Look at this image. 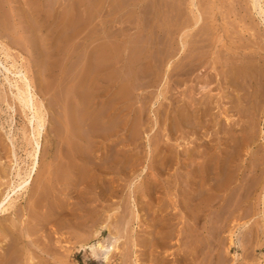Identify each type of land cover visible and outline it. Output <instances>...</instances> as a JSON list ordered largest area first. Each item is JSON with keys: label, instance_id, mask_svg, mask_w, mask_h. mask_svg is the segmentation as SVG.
Returning <instances> with one entry per match:
<instances>
[{"label": "rangeland", "instance_id": "obj_1", "mask_svg": "<svg viewBox=\"0 0 264 264\" xmlns=\"http://www.w3.org/2000/svg\"><path fill=\"white\" fill-rule=\"evenodd\" d=\"M138 1L107 0L101 6L100 0H0V41L10 47L11 59L26 73L46 118L31 182L22 193L9 194L14 200L0 214V264H264V198L260 199L264 192V15L253 7L254 0H195L193 11L201 16L199 24L209 30L206 35L193 31L188 39L209 51L217 62L212 72H220L221 63L228 60L249 65L253 74L241 80L244 114L236 112V96L220 78L213 80L211 114L204 118L202 96L197 95L203 74L195 71L197 76L191 74L181 85L175 75L177 47L186 29L179 27L191 20L188 0H141L139 5ZM260 2L264 8V0ZM141 57H147V64H137ZM2 72L7 75L0 64V198L18 181L16 170L23 173L30 165L32 138L29 112L18 106L14 87L8 86ZM145 72L149 75L144 76ZM257 81L261 90L253 114L248 98ZM125 88L128 98L124 99ZM182 88L186 97L195 92L196 101L185 140L174 118ZM138 109H143L141 130L145 131L132 142L128 128L121 125L136 120ZM250 119L255 121L256 142L248 153L241 151L236 162L246 166L239 172L240 182L252 181L247 168L255 151L262 161L254 175L260 185L242 191L246 202L229 218L224 231L217 233L222 221L219 212L226 208L222 202L213 201L195 222L184 216L180 200L189 188L199 185L195 175L205 159L214 162L229 150ZM105 133L111 136L103 139ZM119 148L140 157L138 167H145L155 154L159 172L146 167L140 179L137 171L129 169L121 174L109 172L108 164L97 156H111ZM77 154H81L80 168L73 173ZM109 178L115 179L116 188L110 187ZM146 181L156 185L150 210L147 196L141 193ZM55 201H59L56 207ZM159 206L164 207L160 214L154 211ZM136 208L138 217L133 220ZM162 216L166 223L158 225ZM100 223H109L118 236L117 249L107 262L78 246L100 229ZM102 229L89 245L97 239L112 241L108 229ZM231 232L233 243L227 248Z\"/></svg>", "mask_w": 264, "mask_h": 264}, {"label": "bare ground", "instance_id": "obj_2", "mask_svg": "<svg viewBox=\"0 0 264 264\" xmlns=\"http://www.w3.org/2000/svg\"><path fill=\"white\" fill-rule=\"evenodd\" d=\"M106 1L107 0H100V5L103 6L106 3ZM138 2H139L138 3V5H139L140 2H141V0H139ZM164 3H162L163 6H164ZM168 5L166 7H168ZM195 5H196L195 4V0H188V5L187 6H188V8H190V13H191L190 19L191 20H190V22L185 21L184 23H181L180 24V27H179L180 30H182V29L184 30V28H186V29L183 32H181V36H180V39H179V43H178V47H177V52H176V66H175L176 73H175V75L178 77V83L180 85L181 84H184L186 78L188 76H190L191 74H193L195 71H198V73H201V75L203 74V80L202 81L204 82V84L201 86L200 91L199 92L196 91V92L198 93L197 95L200 94V97L202 96V98H201V101L202 102H200V104L202 105L201 108L203 109L202 110V113H201V117H204L205 118V116L208 117L211 114L210 113V108H211L210 104L212 102V95L210 94L211 93L210 90L213 89L212 88L213 87V80L214 81H219V79L222 78L223 81H224L225 87L228 90L230 89L234 93V95L236 96V100L239 103L238 106H237L236 112H238V114H240V113L244 114V111H243V109L241 107L242 105H240L241 104L240 103L241 102L240 101V91H243L242 89L244 87V84L242 86L241 80H244L245 81V79H246L247 76H249V78H253V76H252L253 74L251 72L252 71L251 70V67L249 65H247V64L242 63V62H241L242 64H237L236 62H230V61L226 60L225 63H221V67L222 68H221L220 72H216L215 74L212 72V71H214L216 69L217 62L213 58H211V55H210L209 51L202 50V48H204V45H203V47L201 46L202 48L201 47H196L195 45H192L193 43L191 44L190 40L188 39V37L193 34L192 33L193 31H195L196 33H201V35L202 34L206 35V34H208V30H209V29L205 28L206 26L205 27L200 26L201 24H199V22L201 20V16H200L199 13H197V10L195 12L193 11V10H195ZM124 6L127 7L126 5H124ZM253 7L254 8L255 7H258L259 10H260V12L264 15V8L261 5L260 0H254ZM168 11H170V10H168ZM165 15H166V13H165ZM0 17H2V16H0ZM70 20H71V18L70 19L65 18L64 21L69 22ZM263 21H264V19H263ZM99 22H100V20H99ZM166 22H167V20H166ZM103 23L105 24V21ZM65 25L67 26V24H65ZM165 27H168V25H165ZM165 30H166V28H165ZM168 30H169V28H168ZM219 40H220V38H217L216 41H219ZM4 43L5 42L0 41V52L3 54V58L2 59L4 60V62H2L0 60V64H1V66H3V69L6 71L7 75L5 73H3L4 71L2 73H3V75L5 74L4 77H5V80L8 82V86L10 85V86L14 87L13 96H14V99L19 104L18 106H20V108L22 109V111H28L29 112V115L30 116L28 117V122L31 125V130H32V133H31L32 136L31 137L32 138L31 139L29 138L30 139L29 141H30V144H31V150L28 151V157H30L29 160H31L30 161V165L26 169H24V172L23 173H22V171H20L19 169H17L16 170V176L18 177V181L15 184L14 183H11V186L9 187L10 189L8 191H3V192H5V194L0 198V214L2 212H4L5 210L7 211L8 207L11 206V204H12V202L14 200V199H11V197H10L9 194H11L12 192L16 194L18 191L21 192L23 190H26L27 186L31 182L32 176L35 173L36 168L38 166L39 154H40V150H41V140H40V138H41V131L43 130V127L45 126L44 125V119H46V118H44L43 105H42L41 102H39L37 100L38 98L36 99L35 94L33 92V88H32V86L30 84V81H29L26 73L23 71V69H21L22 67L21 68H18L17 62L15 60H13L14 58L11 59L10 53H9L10 50L8 51V49H10V47L7 48L8 47V46H6L7 44L4 45ZM194 44H196V43H194ZM201 45H202V43H201ZM8 59H11L10 63H8ZM147 61H148L147 60V57H144V58L141 57L139 59V61L137 62V64H139V65L140 64H143V63H146L147 64ZM219 63H220V61H219ZM132 64H133V62H132ZM169 66H170V64H169ZM166 72H167V70H166ZM135 73H134V75H135ZM10 74L12 75L11 78H10ZM217 74L219 75V77L216 76ZM137 75H139V74H137ZM146 75H149V74H147V72H145L144 76H146ZM194 76H197V74L194 73ZM260 83L258 84V81H257V83L256 82L254 83V87H253V90H252V94L248 98V101L250 102V107L252 109V113L253 114H254V111L256 110V106H255L254 101H256V99L258 98V92L260 93V90H261V84ZM125 85L126 84H122L123 87ZM215 85H216V83H215ZM251 85L252 84L250 83V86ZM191 88H192V90L194 89V87H191ZM202 92H204V93H202ZM121 93H122L121 96L124 99L125 98H128L127 97L128 94H127V89L126 88H125L124 91H121ZM194 93L195 92L190 91V93L188 94V97H186L185 96L186 95V89L184 90L182 88V90L180 92V94L183 95L180 98L181 104H179V106L177 107V109L175 111V117L174 118H175V121H176V126H177V129L180 130L181 133H182V137H181L182 139L185 138V134H186L185 128L189 127L191 125V120L193 118H195V113L193 114V109H192V105H194V101H195L193 99L195 97H192V95ZM2 97L4 98V96H2ZM185 98H187V100ZM0 100H2V98ZM230 101H233V100L231 99ZM195 103H196V101H195ZM217 106H219V104H217ZM138 110H140V109H138ZM142 110L143 109H141L138 112L137 117H136V120L134 119V121H132L133 123L131 122L128 125V121L125 120V122L121 125L122 128H128L129 135H130L129 137L132 140V142H133L134 139L135 140H138L137 138L140 136V134L142 132L141 127H143V122H144V120L142 122V119H141ZM226 111H227V108L226 109H223L222 112L226 113ZM108 114L111 115L112 112H109ZM220 114H221V112H220ZM227 120L230 121V119L226 118V121ZM197 122H201V121H198L197 120ZM246 123H247V125H243L242 126L243 131H242L241 135L239 137H234L232 139L233 145H231V148L229 146V150L224 151L223 154L221 153V155H219L215 159L214 162L213 161H210L208 158H207V160L205 159V161L202 163L200 169L197 170V175H195V178L197 177L198 180H199V182H198L199 185L193 186L192 189L189 188V190L186 192L187 193L186 197L183 198L182 200H180L181 203H182L180 205L183 206V208H184V210L186 212L184 216L187 215L188 216L187 219H189V217H190L195 222H198L196 220L198 218H200L201 216L202 217L205 216L206 213H204L205 212L204 210L207 207H209V205L213 201H216V203L217 202H222V203H220V205H223V208H224V206L226 208H224V210H222V211L219 212L218 219H221L222 218V221L221 220L218 221L219 225L217 227V233H221V232L224 231L225 224L228 222L229 218L233 215V213L237 210V208L239 206H242V204L244 202H246L247 195L242 196L243 195L242 194L243 193L242 191L244 189H248L250 187L253 188L252 190H254L255 188H257L260 185L259 184V181L260 180L257 181V178L254 177V175L259 170V166L262 163V161H261L260 156L255 151H254V153L256 155L254 157L251 156L252 158H251V161L249 162V167L247 168L248 169V172L251 174L252 181L249 182L248 179H245L244 182L243 181L240 182L241 176L239 175L240 174L239 172H240V170H244L246 166H243L242 164L238 165V163L236 161H237V159H239L240 154H241V151H242V153H248V150H249L250 146L252 144L254 145L255 142H256V140H255L256 139V135H255V133H256L255 132V121L253 122L250 119ZM97 136H99V135H97ZM110 136H111V133L101 134V137L103 139H108ZM123 147H125V146H123ZM71 148H72V146H71ZM77 148H78V145H77ZM78 151H79V149H78ZM80 151H82V150H80ZM74 152H76V150ZM111 153H113V152H111ZM77 155H78V157L75 158V159H73V161H72L73 163H72V167L71 168H73L72 169L73 170V173L78 172V169L80 168V164H79V162H80L79 161L80 156L79 155H81V154H77ZM154 155L151 158H149L148 163H147V165L145 167H138V165L141 163L140 157H134V155H133V153L131 151L130 152L122 151V149H120V148L117 149L116 152L113 155H111V156H108L107 154L106 155H101V156H97V159L102 160L104 163H107L108 164V166L106 167V169L109 172H111V171L114 172L115 171V172L120 173V172H123V170H125V169H129L130 171H132V173H135L137 171L136 177L139 178L140 175L143 172H145L144 170H145L146 167L149 168L150 170L155 171L156 174L159 172L158 171L159 170L158 167H159L160 164L157 162V157L154 156ZM65 158H67V157H65ZM211 165H212V167H211ZM55 167H56V164H55ZM240 167H243V169H240ZM57 168H53V169L57 170ZM103 168H105V167H103ZM107 170H106V172H107ZM56 172H58V171H56ZM211 173L213 175H211ZM100 174L103 177V179L101 181L104 182L105 181L104 180L105 179L104 178V175L105 174H104L103 171ZM242 174H243V176H245L244 175V172ZM90 178H92V177H90ZM212 179H213V183L211 182ZM82 180H85L86 182H88V178H85V179L83 178ZM114 180L113 179H110V178L108 179V184L110 183V187H111V184L115 182ZM132 182H133V180H132ZM117 184L120 185L119 183H117ZM131 184L133 186V183H131ZM116 187L114 186V188H116ZM155 188H156L155 181H152V182L151 181L150 182L146 181L144 183V187L141 190V193L144 194V195H146L147 198H148L147 208L149 210L151 209V205H152V202H153L152 201L153 199L151 197V193L155 190ZM6 190H7V188H6ZM18 196H17V198H19ZM12 197H14V196H12ZM263 198H264V192H263V195L260 198L261 199V202H262ZM59 201H55L54 207H56L59 204ZM133 201H134V199L132 200V202ZM212 204H214V203H212ZM141 206H143V205H141ZM170 206L172 207V209L175 210V206H172V205H170ZM163 208H164L163 206H159L154 211L155 212H158L160 214L162 212L161 209H163ZM166 213H167V211H166ZM169 214H171V217H169V218L172 219L174 213L173 212H170ZM1 215H3V214H1ZM137 217H138V209L136 208L134 210V213H133V217L132 218L134 220ZM163 218H164V216H162L161 218H159L156 221V223L158 225L159 224L161 225V223L162 224L163 223H166V222H162L163 221ZM236 219H238V218H236ZM108 224L109 223H107V225ZM107 225L102 223L100 229H97L96 231L92 232V235L90 237H88L84 242H83V240H82V242L80 241V243L78 242L79 240L77 241L79 243L78 246L80 248H82V250L83 249H88L90 251V254L93 257H96L97 256L96 258H98L99 256H102V258L104 259L105 262L109 261L110 252L115 251L114 249H117L116 242L118 240L117 239L118 236L115 233L116 232V229L115 230L110 229V227L107 226ZM242 225H244V223ZM102 228H107L108 229V231H109L108 234H109L110 238H112V241L109 242V243H105V240L103 241L101 239L102 241H100V239H99V241H98V239H97V243L90 244L89 245L88 244V241L91 238L96 237V236H97V238L100 237V235L103 232V229ZM4 229H5V227H4ZM158 229L159 230H162L161 227L158 228ZM110 230H113V232L110 231ZM233 232H231V234H230V241H229L230 244L228 243L229 246L227 248L231 247V245L233 243V239H232ZM160 233H161V231H160ZM167 239H169V238H167ZM13 241H14V239H13ZM219 245H220V242H219ZM254 248H255V246H254ZM262 250L264 252V249H262ZM200 251H201V249H200ZM162 258H164V257H162Z\"/></svg>", "mask_w": 264, "mask_h": 264}]
</instances>
